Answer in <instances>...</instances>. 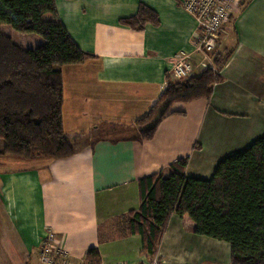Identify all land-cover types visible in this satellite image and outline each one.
<instances>
[{"label":"crops","instance_id":"crops-1","mask_svg":"<svg viewBox=\"0 0 264 264\" xmlns=\"http://www.w3.org/2000/svg\"><path fill=\"white\" fill-rule=\"evenodd\" d=\"M140 4L157 13L158 24L142 30L121 25L119 19L134 15ZM55 8L73 42L93 55L60 68L62 125L71 140L97 136L102 126L127 127L146 115L167 80H175L168 71L173 54H189L192 76L203 71L194 48L199 31L183 0H55ZM236 14L242 20L236 32L234 26L226 30L227 23L221 32L218 51L233 47V53L210 97L173 104L171 110L182 114L163 118L151 139L108 135L64 159L25 165L0 159V264H39L47 233L73 264H87L91 248L100 264H148L153 257L160 264L229 263L226 244L195 234L194 225L175 213L153 257L139 234L124 233L120 219L138 209L141 178L166 177L170 164L186 158V177L209 179L221 159L264 136V9ZM33 41L35 47L42 43ZM218 244L223 255L210 254Z\"/></svg>","mask_w":264,"mask_h":264},{"label":"trees","instance_id":"trees-1","mask_svg":"<svg viewBox=\"0 0 264 264\" xmlns=\"http://www.w3.org/2000/svg\"><path fill=\"white\" fill-rule=\"evenodd\" d=\"M158 22L157 13L144 4L134 15L119 19L132 30ZM1 25L42 39L35 48H23L0 30V157L25 161L68 158L108 135L116 140L151 139L163 118L182 114L171 110L173 104L210 97L233 53V47L217 51L213 69L184 80H167L146 115L127 127L110 132L100 129L102 133L83 143L69 139L63 130L60 68L81 64L93 55L69 37L55 0H0ZM186 164V158L178 159L170 164L168 176L138 181L140 204L120 219L124 233L139 234L143 250L153 257L175 213L194 225L195 234L227 243L228 264H264V136L221 159L209 179L186 177ZM85 261L100 264L98 251L89 249Z\"/></svg>","mask_w":264,"mask_h":264},{"label":"built area","instance_id":"built-area-1","mask_svg":"<svg viewBox=\"0 0 264 264\" xmlns=\"http://www.w3.org/2000/svg\"><path fill=\"white\" fill-rule=\"evenodd\" d=\"M245 0H183L184 10L195 20L199 34L194 41L195 51L200 55L201 69H213V57L219 34L228 22L232 11ZM169 73L175 80L191 76L192 65L189 54L179 51L169 58ZM39 264H73L65 250L57 246L52 233H47L39 247ZM148 264H160L153 257Z\"/></svg>","mask_w":264,"mask_h":264},{"label":"rangeland","instance_id":"rangeland-1","mask_svg":"<svg viewBox=\"0 0 264 264\" xmlns=\"http://www.w3.org/2000/svg\"><path fill=\"white\" fill-rule=\"evenodd\" d=\"M242 8H244L245 12L251 11L252 9H255V8L264 9V0H245L244 2H242V4L240 6H238V9L235 12L232 13L231 19L226 24V27H225L226 30L232 29L233 26H234L233 29H234V32H236V30H237L236 26H238V25H240L242 23V20H239V16H237L236 13L239 10H241ZM1 29L4 32L8 31L7 33L10 34V36L12 37L13 41H15V42H19V41L20 42H27L28 43V47L32 46V48H35V44H32L33 42H35V41H33V39H36V40L39 39L41 41V39H40V37L38 35H35V34H22V33H19L17 31L13 30L8 25H1ZM220 38H221V33L219 34V40H220ZM219 40H218V43H219ZM218 47H219V44L216 46V50H215L216 52L218 51ZM113 128H114V126H102L101 127L102 131H105V132H110V131H112ZM117 129H115V130H117ZM93 136H95L94 133L93 134H89V135H85L80 140L83 143H86V142L90 141L93 138ZM0 143H1V145L3 144L1 140H0ZM1 158L2 157H0V159ZM28 162H30V161L20 160V165L28 164ZM15 165H17V163L16 164L15 163H9V166H15ZM216 241H218V240H216ZM221 243H224V244H226L228 246V244L223 242V241ZM218 246H219V248L213 245L211 247V249H210V254H215V253L218 254V252L222 251L221 255H223V251H225V248H223L224 247L223 244H222L221 247H220L219 244H218ZM227 251L229 252L228 248H227ZM228 255H229V259H230V254H228ZM223 258H225V255L223 256Z\"/></svg>","mask_w":264,"mask_h":264},{"label":"water","instance_id":"water-1","mask_svg":"<svg viewBox=\"0 0 264 264\" xmlns=\"http://www.w3.org/2000/svg\"><path fill=\"white\" fill-rule=\"evenodd\" d=\"M201 264H215V263H201Z\"/></svg>","mask_w":264,"mask_h":264}]
</instances>
